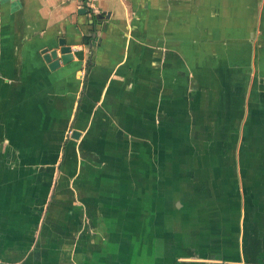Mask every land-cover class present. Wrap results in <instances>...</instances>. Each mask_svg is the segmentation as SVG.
Returning a JSON list of instances; mask_svg holds the SVG:
<instances>
[{
  "label": "crops",
  "instance_id": "1",
  "mask_svg": "<svg viewBox=\"0 0 264 264\" xmlns=\"http://www.w3.org/2000/svg\"><path fill=\"white\" fill-rule=\"evenodd\" d=\"M0 264H264V0H0Z\"/></svg>",
  "mask_w": 264,
  "mask_h": 264
},
{
  "label": "water",
  "instance_id": "2",
  "mask_svg": "<svg viewBox=\"0 0 264 264\" xmlns=\"http://www.w3.org/2000/svg\"><path fill=\"white\" fill-rule=\"evenodd\" d=\"M58 44H59V52L61 54L60 59L63 61L71 59L73 57V50L71 48V45L66 43V40L64 38H59ZM45 57L48 60L53 58V61L51 62L52 65H56L59 61V58L57 57V50L56 49H52L51 51L46 52Z\"/></svg>",
  "mask_w": 264,
  "mask_h": 264
},
{
  "label": "trees",
  "instance_id": "3",
  "mask_svg": "<svg viewBox=\"0 0 264 264\" xmlns=\"http://www.w3.org/2000/svg\"><path fill=\"white\" fill-rule=\"evenodd\" d=\"M259 240L254 236L250 239L249 245L246 247V252L249 255L250 261H255V253L261 249V245L259 244Z\"/></svg>",
  "mask_w": 264,
  "mask_h": 264
},
{
  "label": "built area",
  "instance_id": "4",
  "mask_svg": "<svg viewBox=\"0 0 264 264\" xmlns=\"http://www.w3.org/2000/svg\"><path fill=\"white\" fill-rule=\"evenodd\" d=\"M86 2L90 3L91 4V0H86Z\"/></svg>",
  "mask_w": 264,
  "mask_h": 264
}]
</instances>
